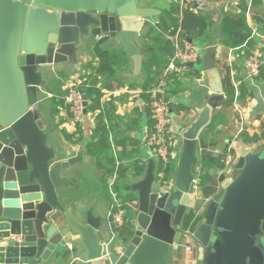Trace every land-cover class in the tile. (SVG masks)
<instances>
[{
	"label": "water",
	"instance_id": "water-1",
	"mask_svg": "<svg viewBox=\"0 0 264 264\" xmlns=\"http://www.w3.org/2000/svg\"><path fill=\"white\" fill-rule=\"evenodd\" d=\"M146 1L0 0V264H176L172 255L181 257L191 212L197 262L264 264V80H250L245 67L252 115L260 118L256 149L242 138L228 141L237 151L234 171H212L217 190L208 199L195 172L200 139L226 100L216 62L220 38L205 47L210 92L181 133L177 168L159 178L150 158L144 177L131 182L132 229L123 238L109 239L114 216L96 214L81 197L80 182L66 174L81 156L49 144L43 69L76 64L81 47L93 51L96 36L105 33L99 48L122 44L140 72L143 52L136 42L163 12ZM84 100L87 111L86 94Z\"/></svg>",
	"mask_w": 264,
	"mask_h": 264
},
{
	"label": "crops",
	"instance_id": "crops-1",
	"mask_svg": "<svg viewBox=\"0 0 264 264\" xmlns=\"http://www.w3.org/2000/svg\"><path fill=\"white\" fill-rule=\"evenodd\" d=\"M152 1L148 0L146 2ZM177 2L178 0H170L168 1L169 5L166 7H155L162 9L163 12L160 15L162 16L167 10L169 11L176 5L179 10L178 14L183 15V21L191 28L195 27L196 17L201 18L202 16L206 20L207 30L205 34L194 37L193 42L189 39L188 41L197 46L203 44L201 49L204 54L209 39L212 37L220 38L221 41L217 46L216 62L223 78L226 99L229 98L231 94L227 91V87H231L232 84L234 87H236V84L238 86L248 84L243 72L245 66L243 52L252 49L260 52L264 59V0H212L207 7L195 8L192 4L193 10L187 11L181 10L179 4H176ZM249 3H252L251 15L244 14L245 21L250 28V32L252 29H256V34L250 41L248 48L227 47L224 44V39L227 34L239 29L242 24V15L244 10L247 12ZM184 11L186 13L192 12L196 16H193L192 13L187 15ZM158 21L159 16L154 22H150L144 27L141 36L150 25ZM141 36L136 43L143 52L144 63L147 55L143 47L144 40ZM196 38L198 43H196ZM148 43L151 44L153 50L160 53L158 50L160 43L157 40L151 38L148 39ZM98 44L93 51H87L81 47L76 64L58 63L44 68V76L49 80V84L46 88L40 90V98L45 104L42 116L47 125L49 144L63 149L69 156H81V159L66 174L80 182L81 197L89 203L96 214L99 212L111 213L115 209V211H118L125 208L127 203L125 199L127 194L131 192L130 184L133 180H140L144 177L148 160L154 158L157 166L161 163L158 158L151 156V147L147 144L148 133L154 126V120L149 98L147 99L144 95L147 92H144L141 87L146 79L142 72L143 68L138 72L132 57L126 52L124 46L119 44L117 48L112 50L116 59L109 67V72L106 75L100 74L98 71L101 65L97 53ZM195 70H197V73ZM163 73L164 68L158 73L156 83ZM170 78L171 82L166 89V95L171 102L173 116L171 131L174 138H176V145L173 146V154L169 163L172 176L177 168L181 153V133L185 126L197 116L196 108L204 104L206 96L210 92V78L204 68V60L198 68L197 64L194 67H183L180 71L172 73ZM95 79L97 80L96 87L104 91V95L100 100L101 110H88L80 122L74 121L70 105L66 103L62 96L58 95L56 100L53 99V96H50L52 92L59 93L60 88L63 91H68V87L73 82H76L79 87L84 84L89 87ZM106 79H112L110 84L119 85L121 83L123 86L109 90L105 87ZM263 80L264 64L257 81L261 84ZM135 84L136 87H130ZM48 86L53 87L54 90L49 92ZM248 97L250 98V94L247 95L245 100L239 99L241 111L234 107V102L232 106H227L224 102L221 107L215 109V116L218 120L216 128L209 132L206 137L202 136L200 139V165L196 166L195 170L198 184H200L203 175L208 176L210 173L213 176L212 171L222 172L225 169L220 164L211 161L213 157L217 158L211 154L208 158L211 165L209 167L203 166L201 162L203 151L201 149L209 146L222 148L223 146L219 143L220 138L225 139L227 142L225 148L231 144L228 141L232 142L242 138L247 144L256 149L260 118L253 117L254 101ZM87 99L88 105L91 104L92 99L88 96ZM239 114L242 119V114H244L243 122H245V125L244 132L237 135L239 126L236 125L235 120L238 119ZM100 125H106V129H108V135H103L108 136L107 140L109 142L105 150L102 149L103 147L97 146V141L101 136ZM140 166L143 170L140 174H137V169ZM227 170L234 171L233 168H227ZM160 172L161 170L157 172L156 168L158 177ZM103 195L107 201L101 200ZM206 198L208 199V197ZM185 252L183 255L180 251L181 257L179 259L178 252L174 251L172 255L173 262L176 264H201L197 262L196 246L193 251L187 252L185 250Z\"/></svg>",
	"mask_w": 264,
	"mask_h": 264
},
{
	"label": "built area",
	"instance_id": "built-area-1",
	"mask_svg": "<svg viewBox=\"0 0 264 264\" xmlns=\"http://www.w3.org/2000/svg\"><path fill=\"white\" fill-rule=\"evenodd\" d=\"M211 1L212 0H178V4L181 10L187 11L193 10V3H196L198 5L197 8H204L210 5ZM251 7L252 3H249L246 12L248 16L251 15ZM180 17L182 18L183 15H180ZM255 34L256 29H252V31L250 32L249 39L245 41L241 46H239L238 49L242 47L248 48L250 41L254 38ZM105 38V33L96 36L98 42L103 41ZM168 38L172 41L174 45V54L170 58L168 65L164 68V73L162 74L161 78L156 84L153 85L152 88L147 91V94L149 96V104L152 112V118L154 120V126L151 130H149L148 133L147 144L149 147H151V156L158 158V160L161 162L160 164L162 165V170L159 174V178H164L165 170L171 162L174 146V136L173 132L171 131V102L166 95V89L168 88L171 82V74L180 71L183 67H188L190 63L197 64L201 60V52H203L199 46L195 45L194 43H190L187 40H184L180 35V31L173 36H169ZM243 56H245L244 67L246 68L249 74L248 78L250 80L256 81L257 77H259L261 73V69L264 64V59L262 55L260 54V52L248 49V51L243 52ZM239 87L240 86L236 84V96L234 101V107L241 111L238 102L240 99ZM50 96L52 97L53 94H50ZM65 101L70 105L74 121H82L87 111L84 100V92L79 88L76 82H73L71 86L68 87V92L65 96ZM235 123L239 126L237 135L243 133L244 124L242 118L236 119ZM201 150L206 151L211 155L219 158L224 168L230 167L234 163V160L236 158V149L233 147L232 144H230L226 148L209 146ZM123 212V209H119L115 212L114 218L118 224H122L123 222ZM184 232L185 236L181 240L180 245H182L187 252H191L193 251V249H195V242L193 240L194 229L191 227H185ZM183 240H185L186 242L182 243Z\"/></svg>",
	"mask_w": 264,
	"mask_h": 264
},
{
	"label": "trees",
	"instance_id": "trees-1",
	"mask_svg": "<svg viewBox=\"0 0 264 264\" xmlns=\"http://www.w3.org/2000/svg\"><path fill=\"white\" fill-rule=\"evenodd\" d=\"M178 12H179L178 7L173 6L169 11H166L164 15L159 16V21L155 24L150 25L147 31L141 36V38H143L144 40L143 47L147 55L143 63V71H142L143 74L146 76L145 81L141 84L142 85L141 87L143 88L144 92H147L150 88L153 87L154 84H156L155 81L158 73L161 72L162 68H165L168 65L170 58L174 54L175 48L172 41L168 38L169 36H173L180 31L181 37L184 40L188 41L189 38H194L196 36L205 34L207 30L206 20L202 16L201 18L196 17V24L194 25L195 27L191 28L185 24V21H183V18L181 19L180 14H178ZM189 13L192 12H187L186 14L188 15ZM244 14H246V10H244V13L242 15V24L239 27V29L235 32H231L226 35L224 39V44L227 47L237 48L249 39L250 28L248 27L245 21ZM192 15L196 16L194 13H192ZM151 38H154L160 43V46L158 48L160 53H157L155 50H153L151 44L148 43V39ZM97 53L101 64L99 66L98 71L100 74L106 75L109 72L108 70L109 67H111L112 63L115 61L116 56L112 50L104 51L101 50L99 46H97ZM195 72L197 73V70H195ZM96 81H97L96 79L93 80L91 86H89L90 84L88 85L89 87H86L87 86L86 84L79 87L84 92V94H86L88 97L92 99V103L88 105L87 111L101 110L100 100L104 95V91L96 87ZM111 81L112 79H108V80L106 79L105 87L108 88L109 90H113L123 86V84L121 83L119 85L110 84ZM136 86L137 85L135 84V85H131L130 87H136ZM48 90L49 92H52L54 89L53 87L48 86ZM239 90H240L241 100H245L248 94L253 95V93L249 91L248 85H241L239 87ZM66 91L67 90L63 91L60 88L59 93L52 92L53 99L56 100V97L60 95L65 100V96L67 94ZM227 91L231 95L229 96V98L225 100V104L227 106H232L236 95V88L232 84L231 87H227ZM144 95L147 97V99L149 98L147 93H145ZM217 123H218L217 116H215L212 125L204 131L202 136L206 137V135L209 132H211L216 128ZM99 131L101 133V136H99V139L97 141L98 142L97 146L103 147L102 149L105 150L109 144L107 140L108 136L107 137L103 136V135H108V129H106V125H100ZM202 154L203 155L201 157V162L203 166L209 167V165H211L208 159L210 157L209 155L210 153L203 151ZM211 161L220 164L221 167H224L223 164L220 162L219 158L213 157ZM142 170L143 168L141 166L138 167L137 174H140ZM160 170H162V165L159 164L157 166V172H159ZM170 176H171L170 167L168 165L165 170L164 178H168ZM216 185H217L216 179L210 173L208 176L203 175L199 184L201 191L208 198L211 197L216 192L217 190ZM126 187H127V183H126ZM128 198L129 197H126L125 200H127ZM115 210L114 212H116ZM193 218H194V213L191 212L187 218L186 227L190 225ZM199 219L200 218H198L197 221H195V224L198 223Z\"/></svg>",
	"mask_w": 264,
	"mask_h": 264
},
{
	"label": "flooded vegetation",
	"instance_id": "flooded-vegetation-1",
	"mask_svg": "<svg viewBox=\"0 0 264 264\" xmlns=\"http://www.w3.org/2000/svg\"><path fill=\"white\" fill-rule=\"evenodd\" d=\"M177 5H178V2L176 3ZM145 6H153V5H151V4H147V3H145L144 4ZM68 175V174H67ZM101 200H104V201H107V200H105V196L103 195V198H101ZM125 208H123V210H124V212H123V222H122V224H118L116 221H115V224H116V233H115V235H109V239H111V238H113V237H115V238H117V239H121V238H123L125 235H127L128 233H129V231H131V229H132V226H131V220H132V213H131V209L129 208V206L128 205H126L125 204ZM97 209V208H96ZM95 211V210H94ZM96 212V211H95ZM99 213H102V214H104L105 215V217L107 218L108 216H110V215H115V212H114V210L111 212V213H106V212H99ZM98 213V214H99ZM200 219H199V221L198 222H200L201 220H202V217H199ZM114 220H115V218H114ZM111 228V227H110ZM133 235V234H132ZM195 246V245H194ZM181 247V252H182V254L184 255L186 252H185V250H183V246L181 245L180 246ZM195 248V247H194ZM185 253H184V252Z\"/></svg>",
	"mask_w": 264,
	"mask_h": 264
},
{
	"label": "rangeland",
	"instance_id": "rangeland-1",
	"mask_svg": "<svg viewBox=\"0 0 264 264\" xmlns=\"http://www.w3.org/2000/svg\"><path fill=\"white\" fill-rule=\"evenodd\" d=\"M168 1H170V0H153L152 2H145V3H147V4H151V5H154V7L155 6H159V7H166V6H168L169 4H168ZM174 6H176V5H174ZM166 10V9H165ZM200 10H203V9H200ZM168 11V10H167ZM157 18V17H156ZM155 18V19H156ZM197 38H196V43H198L197 42ZM256 42V41H255ZM199 44H201V43H199ZM200 48H203V44H201L200 46H199ZM202 53V52H201ZM203 56H204V54L202 53V58H201V62L199 61V63H197V68L201 65V63H202V61H203ZM257 80H259V77H257ZM242 110V109H241ZM243 115V119L242 120H244V118H245V116H244V114H242ZM247 115V114H246ZM173 117V116H172ZM238 118H241V115L239 114V117ZM244 123V125H245V122H243ZM176 138H174V146L176 145V140H175ZM219 143L223 146L222 148H225L224 146H226V144H227V142L225 141V139H223V138H220L219 139ZM236 154H235V156L237 155V151L235 152ZM229 169L230 167H225V169ZM186 241L185 240H183L182 241V243H185ZM183 250H185L184 248H183ZM184 252V251H183Z\"/></svg>",
	"mask_w": 264,
	"mask_h": 264
}]
</instances>
